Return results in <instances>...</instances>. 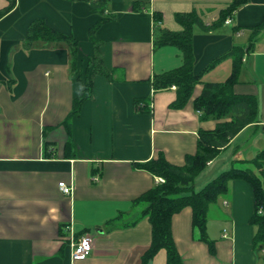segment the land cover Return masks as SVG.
I'll list each match as a JSON object with an SVG mask.
<instances>
[{"label":"crops","instance_id":"1","mask_svg":"<svg viewBox=\"0 0 264 264\" xmlns=\"http://www.w3.org/2000/svg\"><path fill=\"white\" fill-rule=\"evenodd\" d=\"M231 2L109 0L106 10L113 18L96 30L107 75L90 76L91 95L71 117L81 83L71 70L67 43L39 39L26 47L23 40L30 22L43 19L76 38L79 63L85 64L93 54L88 30L99 16L81 0H15L0 17V264H142L151 229L142 215L145 205L135 200L159 176L137 163L162 152L181 166L196 154L199 130L217 123L200 120L194 109L203 83L182 108L170 106L175 88L154 91L153 75L182 63L177 47H156L154 39L163 28L182 29L176 13L195 11L210 24ZM8 4L0 0V11ZM226 19L209 31L195 26L194 72L203 71L204 82L223 81L234 60L227 53L242 49L234 92L256 97L258 117L208 161L195 190L231 167L257 173L250 160L264 150V0H249ZM60 181L72 185L71 194L60 190ZM252 210L250 185L231 180L228 192L208 208L214 252L193 228L190 206L174 213L170 228L182 264H264V247L252 245ZM71 232L73 238L92 236L86 258L72 259ZM146 264H166L165 249Z\"/></svg>","mask_w":264,"mask_h":264},{"label":"trees","instance_id":"2","mask_svg":"<svg viewBox=\"0 0 264 264\" xmlns=\"http://www.w3.org/2000/svg\"><path fill=\"white\" fill-rule=\"evenodd\" d=\"M8 1V6L0 11V17L14 7L15 0ZM81 1L88 2L90 10L99 16V19L88 30L93 54L86 58L85 64L79 63L83 59L78 54L79 47L76 38L73 35L54 30L43 19H35L30 22L27 35L23 40L26 47H30L34 41L39 39L47 42L63 41L67 43L70 51L71 70L77 81L81 83V89L73 98L72 110L68 117L79 115L82 103L90 97V76L95 73L107 75L102 65L99 49L101 42L96 36V30L102 23L113 18V15H110L106 10L109 0ZM248 1L232 0L231 4L221 12L219 18L210 24H206L195 11L176 13L175 20L182 26V29L170 31L163 28L159 37L154 39L156 47L173 45L182 55L181 65L153 75L152 87L154 91L175 85L176 98L170 106L182 108L190 100L194 86L197 83H203L201 93L193 101L194 109L200 114V120L215 119L217 123L212 130H199L197 152L194 155H187L183 165L179 166L168 162L162 152H159L157 157L137 163L138 166L153 175L165 179L163 183L155 182L149 190L135 200V202L145 205L142 215L148 218L151 229L149 246L141 256L142 264H146L160 249L166 251V264H182V258L172 238L170 224L172 215L185 206L192 208V226L198 229L200 241L207 244L210 252H214V242L207 234L208 208L220 196L228 192L229 182L233 179L246 181L252 189L253 210L249 218V223L255 227L252 245L254 249L258 250L260 246L264 247V150L259 151L250 160L257 173L250 168L231 167L208 182L202 189H194V179L207 166V162L214 159L228 145L229 141L247 125L255 124L258 117L256 97L234 92V85L238 82L241 67L242 49L233 48L227 53L232 55L234 60L231 73L225 80L204 82L202 81L203 71L197 74L194 72L195 56L192 45L194 29L197 26L202 31L212 30ZM155 15L160 17V14ZM260 26H263V23L252 27V29ZM254 36H256L255 31ZM223 57L213 60L205 70ZM79 67L83 71L79 72Z\"/></svg>","mask_w":264,"mask_h":264},{"label":"built area","instance_id":"3","mask_svg":"<svg viewBox=\"0 0 264 264\" xmlns=\"http://www.w3.org/2000/svg\"><path fill=\"white\" fill-rule=\"evenodd\" d=\"M229 21V19L225 20L226 23H229ZM171 87L175 88L174 85H172ZM164 181L165 179L161 176L156 178V182L163 183ZM58 186L64 194H71L72 185L70 183L67 184L64 181H60L58 183ZM223 237H226V233L223 234ZM69 240L71 245V257L73 260L84 259L91 253L93 238L90 234L84 233L78 238H73L71 232ZM262 254H264V249H262Z\"/></svg>","mask_w":264,"mask_h":264},{"label":"rangeland","instance_id":"4","mask_svg":"<svg viewBox=\"0 0 264 264\" xmlns=\"http://www.w3.org/2000/svg\"><path fill=\"white\" fill-rule=\"evenodd\" d=\"M156 32H157V31H156ZM174 86H175V85H174ZM207 164H208V162H207ZM203 170H204V169H203ZM203 170H202V171H203ZM202 171H201V172H202ZM201 172H200V173H201ZM197 176H198V175H197ZM194 182H195V179H194Z\"/></svg>","mask_w":264,"mask_h":264}]
</instances>
